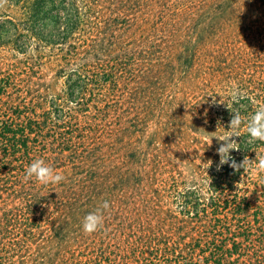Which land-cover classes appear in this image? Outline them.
Instances as JSON below:
<instances>
[{"label":"rangeland","instance_id":"374dc122","mask_svg":"<svg viewBox=\"0 0 264 264\" xmlns=\"http://www.w3.org/2000/svg\"><path fill=\"white\" fill-rule=\"evenodd\" d=\"M172 2L211 9L224 4ZM255 3L259 12L246 21L261 26L264 0ZM67 4L0 0V137L29 142L28 148L13 147L8 162L0 161V245L11 250V264H264V171L256 169L258 160L241 167L220 207L210 199L216 193L210 179L220 160L213 155L222 143L216 137L230 134L235 101L222 68H210L211 54L219 49L232 57L237 76L249 75L264 90V31L261 41L241 39L232 49L228 37L204 44L195 68L187 72L179 56L163 55L161 81L150 82L140 109L99 117L95 100L79 106L68 96V74H76L77 67H67L65 46L52 40L65 25L35 18L38 5L56 11ZM77 4L98 9V21L106 23L112 16L108 9L133 0ZM88 28L80 32L84 40L97 34ZM263 93L259 105H264ZM70 109L74 116L68 121L78 117L85 128L67 127L63 119ZM243 133L246 128L233 137L247 149L231 151L237 165L264 155V142L249 143ZM34 159L45 160L65 180L56 185L26 181L25 169ZM199 198L206 205L185 213V202ZM103 201L110 205L103 228L85 234L84 217Z\"/></svg>","mask_w":264,"mask_h":264},{"label":"trees","instance_id":"16d2710c","mask_svg":"<svg viewBox=\"0 0 264 264\" xmlns=\"http://www.w3.org/2000/svg\"><path fill=\"white\" fill-rule=\"evenodd\" d=\"M64 1H68L69 4L56 11L38 5L34 11L35 18L39 21L53 18L65 25L64 31L54 35L52 40L56 45L65 46L62 52L67 67L71 69L77 67L74 68L76 74H68V96L79 106L90 98L95 100L99 117L108 115L112 118L114 111L127 113L135 111V107L138 108V105L147 98L150 82L161 81L160 67L164 62L159 61L163 55L172 52L173 57L179 56L180 66L187 72L195 68L204 44L228 37L232 38V41H227L226 44L232 49L235 41L239 42L241 39L261 41L260 34L264 31V25L259 26L246 21L248 17L259 12L255 0H215L219 4H224L212 9L206 6L182 7L172 0H133L132 5L108 9L112 16L106 23L98 21L96 14L101 12L98 9L84 8L77 4V0ZM60 12L63 15H60ZM219 17L228 18L229 22L217 21L216 18ZM85 28H88L90 33L94 30L97 34L91 33V38L84 40L80 32H85ZM217 52L220 53L211 54L215 61L211 63L210 68L212 66L222 68L220 72L228 78L227 93L231 96L234 91L238 93L235 101H232L231 111L238 112L246 120L259 106L258 96L264 90L257 87L256 81L249 79V75L245 78L237 76L236 71L234 72V59L225 56L219 49H216ZM237 84L238 91L234 90ZM231 111L230 119L233 115ZM64 114L63 120L69 129L78 131L81 127L85 128L78 123V117L74 122L68 121V118L74 116L73 109ZM244 128L246 127L242 125L239 130ZM242 135L246 136L247 132ZM0 139L1 146L5 149L4 154H0V161L4 158L5 162L10 160L12 157L10 150L13 147L29 146L28 141L21 142L18 137L8 136ZM239 144V150L242 152L247 150L242 149ZM247 156L242 155L243 158ZM213 157L220 158L217 153ZM220 168L213 171V178L210 179L213 180L210 190L216 192L210 199L218 202L217 207H220L222 200H227V190L242 174V168L239 171L234 168L232 170L228 164ZM203 201L206 202L202 198L194 202L186 201L185 213L192 208L200 210L206 205L202 203ZM188 217L192 218L191 213ZM1 245L0 264H11V250Z\"/></svg>","mask_w":264,"mask_h":264},{"label":"clouds","instance_id":"9594fccd","mask_svg":"<svg viewBox=\"0 0 264 264\" xmlns=\"http://www.w3.org/2000/svg\"><path fill=\"white\" fill-rule=\"evenodd\" d=\"M237 96L238 93L234 91L233 98L236 99ZM213 102H215V100H213ZM220 103L222 102L220 101ZM232 113L233 115L229 122L230 130H228L230 134L223 137H216L218 141L222 142L216 149L217 154L220 157L217 166L218 170L225 164L233 167L236 171H239L241 167L246 170V166H250L258 160V163H256V169L258 171H264V155L256 157L255 160L245 158L239 165H237L236 161L230 155L231 151L239 149L238 143L233 137H240L239 129L242 125L246 126L249 143H255L257 141L264 142V105H259L254 113L246 120L242 118L238 112ZM211 142L212 138L208 146H211ZM206 164L209 168L212 165V161L209 160ZM33 178L41 185H56L65 180L63 174L57 172L53 167L46 164L43 159H34L31 164L26 167L24 179L27 181ZM109 207V202L103 201L95 212H90L84 217L82 230L85 234L91 235L103 228L104 212L107 211Z\"/></svg>","mask_w":264,"mask_h":264}]
</instances>
